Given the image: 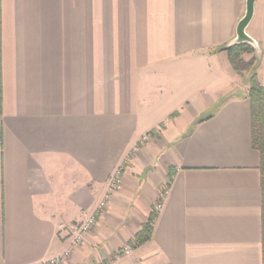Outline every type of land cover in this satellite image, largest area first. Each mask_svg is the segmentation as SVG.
<instances>
[{
  "label": "crops",
  "instance_id": "1",
  "mask_svg": "<svg viewBox=\"0 0 264 264\" xmlns=\"http://www.w3.org/2000/svg\"><path fill=\"white\" fill-rule=\"evenodd\" d=\"M246 1L0 0V264L59 254L120 165L64 264H108L127 244L120 264H264L250 76L221 49ZM248 33L264 87V0Z\"/></svg>",
  "mask_w": 264,
  "mask_h": 264
},
{
  "label": "built area",
  "instance_id": "2",
  "mask_svg": "<svg viewBox=\"0 0 264 264\" xmlns=\"http://www.w3.org/2000/svg\"><path fill=\"white\" fill-rule=\"evenodd\" d=\"M149 137L145 135L142 140H148ZM124 165L118 166L109 176L106 181L105 189L102 197L96 206L90 211H84L83 219L77 223L71 224L67 229V237L63 250L57 254L46 257L33 264H64L72 256L74 251L85 243L88 236L93 232L97 225L98 215L104 213L109 205L111 198L123 186ZM169 194V186L165 184L161 187L159 193V201L155 205L156 211H161L164 202ZM134 246L125 245L123 248L117 250L109 259L108 264H120V262L131 256L134 253ZM136 264H143L141 261H136Z\"/></svg>",
  "mask_w": 264,
  "mask_h": 264
},
{
  "label": "trees",
  "instance_id": "3",
  "mask_svg": "<svg viewBox=\"0 0 264 264\" xmlns=\"http://www.w3.org/2000/svg\"><path fill=\"white\" fill-rule=\"evenodd\" d=\"M221 49L228 52L230 62L237 72L244 73L250 71L252 68L249 97L252 104L253 142L254 146L261 153L262 170L264 175V87L256 72L258 67L257 56H254L249 61L243 57L246 53H256V49L249 43L234 44L222 47ZM156 217V214L152 213L148 223H146L136 235V242L138 245L150 239Z\"/></svg>",
  "mask_w": 264,
  "mask_h": 264
},
{
  "label": "water",
  "instance_id": "4",
  "mask_svg": "<svg viewBox=\"0 0 264 264\" xmlns=\"http://www.w3.org/2000/svg\"><path fill=\"white\" fill-rule=\"evenodd\" d=\"M255 3L256 0L246 1V11L238 23L236 37L227 46L249 43L256 49L257 52H260L261 49L258 41L248 33V27L254 17Z\"/></svg>",
  "mask_w": 264,
  "mask_h": 264
},
{
  "label": "rangeland",
  "instance_id": "5",
  "mask_svg": "<svg viewBox=\"0 0 264 264\" xmlns=\"http://www.w3.org/2000/svg\"><path fill=\"white\" fill-rule=\"evenodd\" d=\"M249 61V60H248ZM246 75L248 74L249 76H251V73H252V68H251V70L250 71H246V72H244ZM250 89V88H249Z\"/></svg>",
  "mask_w": 264,
  "mask_h": 264
}]
</instances>
